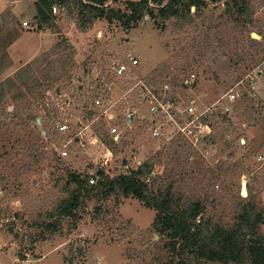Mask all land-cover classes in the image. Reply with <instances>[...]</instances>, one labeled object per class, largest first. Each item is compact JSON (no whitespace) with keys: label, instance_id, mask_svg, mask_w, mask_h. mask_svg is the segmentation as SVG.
I'll return each mask as SVG.
<instances>
[{"label":"rangeland","instance_id":"obj_1","mask_svg":"<svg viewBox=\"0 0 264 264\" xmlns=\"http://www.w3.org/2000/svg\"><path fill=\"white\" fill-rule=\"evenodd\" d=\"M37 1L0 0V62L5 66L0 78L13 76L20 84L18 71L30 68L29 77L49 84L44 98L20 84L19 89H6L0 102V264H167L166 238L152 229L156 211L131 196L84 198L74 216L58 219L53 233L42 225L55 220L48 213L65 196L68 173L85 176L103 168L114 176L122 160L135 167L152 157V175L159 176L154 189L173 182L175 191L200 200L204 213L223 226L235 220L242 180L247 187L243 199L264 208V79L253 89L242 81L237 88L242 95L233 103L226 98L264 61V0H248L258 9L241 18L226 9L229 0H220L182 30L145 15L129 27L98 19L87 31L69 20L61 6L51 28H38ZM127 1L137 0H109L106 6L125 10ZM23 21L36 28H24ZM251 33L260 37L256 48L246 43ZM127 54L138 59L133 72L112 76V63ZM190 74L196 78L187 86L184 79ZM137 78L156 89L165 82L171 85L177 121L190 105L215 103L210 132L204 127L199 143L190 141L165 115H149L147 104L125 124V112L140 105ZM96 96L103 98L111 120L97 119L84 128L81 124L95 117L85 118L82 104L90 101L93 107ZM44 103L57 108L62 119L68 116L65 132L40 119L33 122V115L43 119ZM157 120L159 137L152 134ZM100 121L114 143L102 140L82 149L75 138L66 146L67 155L60 154L76 132L82 130L83 140L97 135ZM114 126L115 135L110 132ZM22 139L42 152L43 159L35 163L26 153L15 152ZM258 232L264 234V225Z\"/></svg>","mask_w":264,"mask_h":264},{"label":"trees","instance_id":"obj_2","mask_svg":"<svg viewBox=\"0 0 264 264\" xmlns=\"http://www.w3.org/2000/svg\"><path fill=\"white\" fill-rule=\"evenodd\" d=\"M108 1L38 0L34 4V19L38 28H51L55 19L52 6L56 5L64 7L67 18L83 31L89 30L92 23L98 19H105L108 22L118 21L129 27L136 25L145 15L163 24L171 21L176 30H182L193 25L196 19H201L204 15L203 11L209 5L220 2V0H137L127 1L125 10H121L106 6ZM225 6L226 9H234L240 18L251 16L258 9V7L252 8L248 0H229ZM246 43L253 48L261 44L250 35L246 38ZM4 68L2 61L0 76ZM31 72L30 68L18 71V80L21 81V85L30 87L34 94L37 92L44 98L49 84L45 79L29 77ZM20 84L13 76L0 78V102L4 98L6 89H19ZM82 107L84 117L87 119H92L98 113L97 109L91 107L90 101L83 103ZM42 108L45 111L43 119L33 115V122L37 124V120L40 119L41 124L57 128L63 120L57 108L53 106L49 108L45 103ZM13 115L19 116L18 107L14 108ZM210 117L212 119V114L203 121H210ZM99 124L98 137L107 144L114 143L104 129V123L100 121ZM15 152L26 153L35 163L44 157L42 152L31 147L23 139L18 142ZM153 167L152 157L135 167H128L127 162L122 160L114 176H109L103 168L97 170L99 178L94 185L88 184L87 176L68 173L64 189L66 194L58 198L53 208L54 212L48 213L49 217H54L55 220L42 222V225L53 233L57 229L58 219L74 216L84 198L92 200L97 197L101 200L116 193L122 197L131 196L146 208L156 211L152 229L166 238L165 248L170 256L167 264H264V234L258 232L259 226L264 225V208H258L254 202L246 201L241 197L234 222L230 226H223L204 213L205 207L200 200L183 198L180 191H175L173 182L164 183L154 189L159 176L152 175ZM176 174L179 175L178 172ZM148 179H151V182H148ZM71 185L73 187H70Z\"/></svg>","mask_w":264,"mask_h":264},{"label":"built area","instance_id":"obj_3","mask_svg":"<svg viewBox=\"0 0 264 264\" xmlns=\"http://www.w3.org/2000/svg\"><path fill=\"white\" fill-rule=\"evenodd\" d=\"M59 10V7L56 5L52 6V13L55 14ZM22 26L27 29H34L36 26L32 24L29 21H23ZM43 27H41L42 29ZM138 64V59L133 57L131 54H127L125 58L122 61L119 62H113L111 65V75L118 78H123L126 76H129L133 72V69ZM195 75L190 74L189 78L184 79V84L187 86H190L194 83ZM262 79H264V61L257 64L250 72L246 74V76L243 78V80H240L234 88H231L228 93H226V98L229 103H233L235 100H237L240 95V90H238V86L242 84V81H245L249 87L252 89L255 88L257 82H260ZM144 79L137 78L134 81V87H137V99L140 103L137 108H129L125 114L123 115V121L125 124H130L135 117L137 113H139V108H142L144 104H147L146 112L149 113V115L154 114V116L157 118H162L161 116L165 115L167 118H169L173 122V126L177 128L178 133L187 138L190 141H195V143H199V140L202 138L201 133L202 129L205 127L209 130V124L208 122L203 121L205 117L208 115H211L213 109L212 107L215 105V103L211 104V106H204V108H199L196 104L190 105L187 108H185L184 112L182 114H179L180 119L178 121L176 120L175 116L173 115V110L175 105H173V99L170 95L171 93V86L169 83L165 82L161 86H159V89L153 88L152 86L148 85L146 86L144 84ZM225 96H221L217 99V101L221 100ZM92 106L98 108V113L96 114L95 118L89 121L86 124H81L84 126V128L89 127L92 125L97 119H101L104 121L111 120V116L108 115V110L106 107H104V101L103 98L100 96H96L92 99ZM225 111H229L228 107L225 108ZM61 123L57 125V130L60 132H65L69 128V119L68 116H65ZM82 122V121H81ZM161 122L157 120V125L152 128V134L153 136H158L161 134ZM110 132L112 134H118V129L114 126L110 128ZM207 132V133H208ZM82 130L79 132H76L75 136L71 139H69L65 145L61 148L60 154L62 156L67 155V150H65L68 144L71 143V141L75 138L78 139L77 141V147L85 149L88 146H92L98 142L102 143V140L99 139L97 135H91L90 138L83 140L81 136ZM193 137V139H192ZM87 176V181L89 185H94L99 175L95 172L85 175Z\"/></svg>","mask_w":264,"mask_h":264},{"label":"water","instance_id":"obj_4","mask_svg":"<svg viewBox=\"0 0 264 264\" xmlns=\"http://www.w3.org/2000/svg\"><path fill=\"white\" fill-rule=\"evenodd\" d=\"M193 9L194 8L192 7L191 10L193 11ZM250 36L252 38H254V39H259L260 38L259 35L256 34V33H251ZM37 122H38V120H37ZM240 196L243 197V198H245L247 196V187H246V181L245 180L241 181Z\"/></svg>","mask_w":264,"mask_h":264}]
</instances>
